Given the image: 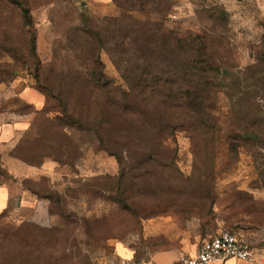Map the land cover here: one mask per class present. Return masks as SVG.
<instances>
[{
    "label": "rangeland",
    "instance_id": "374dc122",
    "mask_svg": "<svg viewBox=\"0 0 264 264\" xmlns=\"http://www.w3.org/2000/svg\"><path fill=\"white\" fill-rule=\"evenodd\" d=\"M19 1L0 0V264H157L223 230L264 251V0Z\"/></svg>",
    "mask_w": 264,
    "mask_h": 264
},
{
    "label": "built area",
    "instance_id": "2783aa9c",
    "mask_svg": "<svg viewBox=\"0 0 264 264\" xmlns=\"http://www.w3.org/2000/svg\"><path fill=\"white\" fill-rule=\"evenodd\" d=\"M236 258L255 261L256 252L252 243L243 235L223 230L205 240L195 254L182 255L178 261L170 264H211L216 260ZM125 264H150L146 261L126 260Z\"/></svg>",
    "mask_w": 264,
    "mask_h": 264
},
{
    "label": "crops",
    "instance_id": "0c3cea01",
    "mask_svg": "<svg viewBox=\"0 0 264 264\" xmlns=\"http://www.w3.org/2000/svg\"><path fill=\"white\" fill-rule=\"evenodd\" d=\"M1 214H2V212H0V215ZM239 234L245 236L247 239L249 238L247 236V234H241V232H239ZM211 237H213V235L210 236L209 238H211ZM209 238H204V240L202 242H199V243H197V244H195L193 246L187 247V248L179 247L178 248V252L176 253V256L174 258L173 257H171V258L167 257V258L162 259L161 261H159V263L157 262V264L174 263V262L179 260L181 255L186 254V253L189 254V255H193V254L196 253V251L198 250L200 245L205 240H207ZM250 242L252 243V241H250ZM254 249H255V252H256V260L255 261H245V260H239V259H236V258H229L227 260H216V261H214L211 264H264V251H262V252L258 251L255 246H254ZM110 258L109 259L105 258L103 261H100L97 264H125L126 260L143 261V260H138L136 258L135 252L133 250L126 249V248H124L122 246L117 247L115 252H114V254ZM151 262H153V261H151Z\"/></svg>",
    "mask_w": 264,
    "mask_h": 264
},
{
    "label": "trees",
    "instance_id": "16d2710c",
    "mask_svg": "<svg viewBox=\"0 0 264 264\" xmlns=\"http://www.w3.org/2000/svg\"><path fill=\"white\" fill-rule=\"evenodd\" d=\"M17 5H19L20 7H22V4L19 0H13ZM25 12H27V10H25ZM178 38L176 37H172L170 38V36H168L166 33L163 34L162 36L156 37L153 39V41L150 43V49L153 50L154 53V49L156 50L155 52H157V54H162L164 51H169L172 52V47L170 46V43L173 42H178ZM95 74V73H94ZM100 80H97V83H99ZM134 85H131V90L134 88ZM130 90V91H131ZM186 99H187V103L190 107L194 108V109H200V103L198 101V96L194 91H190L188 90L187 94H186ZM161 132V131H160ZM158 132V133H160ZM1 216V215H0Z\"/></svg>",
    "mask_w": 264,
    "mask_h": 264
}]
</instances>
